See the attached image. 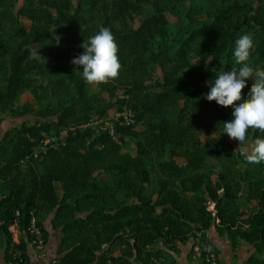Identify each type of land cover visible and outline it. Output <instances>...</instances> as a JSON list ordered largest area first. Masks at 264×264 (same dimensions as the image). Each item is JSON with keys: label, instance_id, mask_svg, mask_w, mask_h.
<instances>
[{"label": "trees", "instance_id": "trees-1", "mask_svg": "<svg viewBox=\"0 0 264 264\" xmlns=\"http://www.w3.org/2000/svg\"><path fill=\"white\" fill-rule=\"evenodd\" d=\"M160 1L0 0V115L33 117L0 136L6 264L28 259L31 213L45 240L47 219L59 230V264H159L151 260L159 244L174 251L196 236L203 256L212 228L233 251L251 246L244 264H264V163L241 154L264 131L249 129L235 145L223 134L233 108L205 98L219 71L241 67L233 53L242 35L254 39L249 63L264 69V0ZM102 27L115 36L122 68L93 92L72 60ZM33 50L46 60L30 59ZM117 90L115 107L128 108L145 129L117 122L113 131L78 130L105 116L103 94ZM28 91L36 109L18 106ZM51 130L61 140L44 145ZM125 135L134 155L121 152ZM37 148L44 152L21 165ZM15 212L18 243L7 232Z\"/></svg>", "mask_w": 264, "mask_h": 264}, {"label": "clouds", "instance_id": "clouds-1", "mask_svg": "<svg viewBox=\"0 0 264 264\" xmlns=\"http://www.w3.org/2000/svg\"><path fill=\"white\" fill-rule=\"evenodd\" d=\"M59 37H55L57 43ZM83 54L72 60V64L82 67L83 79L89 85H99L116 79L122 65L118 57V44L115 36L108 27H102L97 34L83 42ZM254 48L251 34L240 36L235 41L234 58L239 69L219 71L214 83H209L210 90L205 98L209 102L215 101L223 108H233V119L223 122V134L238 141L239 145L246 140L249 129L264 131V69L253 68L249 63ZM30 59L43 62L46 59L40 51L30 52ZM253 84L246 99H242V90L248 79ZM249 164L264 163V138L255 139L251 151L241 153Z\"/></svg>", "mask_w": 264, "mask_h": 264}, {"label": "rangeland", "instance_id": "rangeland-1", "mask_svg": "<svg viewBox=\"0 0 264 264\" xmlns=\"http://www.w3.org/2000/svg\"><path fill=\"white\" fill-rule=\"evenodd\" d=\"M151 1L154 4H156L157 6H160V3H161L160 0H151ZM136 24H137V21H135L131 26L134 28L136 26ZM25 25H26V28H28V26H29L28 23H25ZM104 84L105 83L99 84V85H93L91 90L93 92L102 91ZM121 94H122V92L119 90H117L115 92V96H112L110 98L106 94H103V96L107 99L109 107H110L108 109L107 113L105 114V116H103L99 120H94L92 122H89L88 124L81 125L80 127H78V130L83 131V130L91 129V130L95 131L96 133H98L101 130L107 128V129L113 131L112 129H113L115 123L119 122L122 125H124L125 127L131 128L134 132L135 131L136 132L143 131L145 129L144 122L137 124L135 122V115L132 112H130L128 108L119 109V108L115 107L116 103L119 101V99L122 98ZM17 102H18V106L22 107L25 110L26 109L27 110L28 109H36L38 107V102L34 98L32 91H28V92H25V93L19 95ZM122 113H124L125 119L121 118V116H123V115H121ZM28 119H33V117L31 115H26L23 118H12V116L9 117V116H6L5 114L0 115V136L3 134V132L6 129H9L13 126H16V125L22 123L24 120H28ZM54 135H56L55 131L51 130L50 133L48 134V136H46L47 138L45 137L44 145L47 143H54L58 140H61L60 137H57ZM62 135H63V133H61L60 136H62ZM209 135L214 136L213 133H210ZM202 137H203V134H202ZM231 141L235 145L237 144V142L235 140H231ZM124 142L125 143L120 142V144H119L122 147L121 152L122 153H128L130 155H134L135 150L133 149V146H132V144L134 142H133V139L131 138V136L125 135L124 136ZM251 143H253V142L249 141L247 145H245V143H244L242 151L243 152L244 151L250 152L252 145H253ZM39 149H41V148H37L34 152H38ZM57 186L60 187L59 185H57ZM59 195H60V188H59ZM212 208H213V206L210 205V209H212ZM195 240L198 241L197 236H196V238H194V241ZM197 241L195 243H197ZM205 243H206V247H208L209 249H213V250H215V252H217L216 249L214 247H212V245L209 242H205ZM216 254L218 255V252ZM218 258H219V256H218ZM218 264H219V262H218Z\"/></svg>", "mask_w": 264, "mask_h": 264}, {"label": "crops", "instance_id": "crops-1", "mask_svg": "<svg viewBox=\"0 0 264 264\" xmlns=\"http://www.w3.org/2000/svg\"><path fill=\"white\" fill-rule=\"evenodd\" d=\"M44 229L47 232L46 239V259H54L57 257L56 250L59 243L60 232L53 230L50 226V219L44 222ZM205 236L207 242L216 249L219 256V264H244L247 258L252 253V248L246 243H241L236 250H232L228 241L225 238L219 237L214 229H209ZM194 239L185 241L183 243H175L176 250H169L162 244H159L158 249L160 253L158 256H153L152 261H158L159 264H201L200 260L192 259V247L194 246ZM153 252V247L148 248ZM4 238L0 235V264H6L3 257ZM158 257V258H157ZM160 257V258H159ZM27 264H44L43 261H37L28 255ZM135 264H141L140 262Z\"/></svg>", "mask_w": 264, "mask_h": 264}, {"label": "built area", "instance_id": "built-area-1", "mask_svg": "<svg viewBox=\"0 0 264 264\" xmlns=\"http://www.w3.org/2000/svg\"><path fill=\"white\" fill-rule=\"evenodd\" d=\"M121 118L125 119L124 113H122ZM43 149H39L38 152H34L30 157H26L20 161L21 165H25L30 158L36 159L39 154L43 153ZM20 214L15 212L13 221L7 227V232L10 235V238L13 243H18L22 232H21V223H20ZM25 233L28 237V255L34 258L37 261H43L44 264H59L56 258L46 259V240L43 236L41 227L36 222L35 217L30 214V219L28 225L25 228ZM192 259L200 260L201 264H218L219 258L215 250L207 249L204 255H201V251L198 245H195L192 250ZM9 264H27V261L22 259L15 260Z\"/></svg>", "mask_w": 264, "mask_h": 264}]
</instances>
